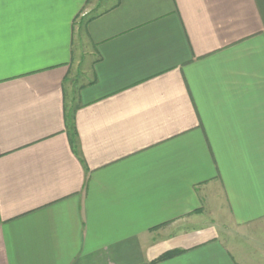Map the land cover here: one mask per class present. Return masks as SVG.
Segmentation results:
<instances>
[{
	"label": "crops",
	"instance_id": "0c3cea01",
	"mask_svg": "<svg viewBox=\"0 0 264 264\" xmlns=\"http://www.w3.org/2000/svg\"><path fill=\"white\" fill-rule=\"evenodd\" d=\"M0 264H264V0H0Z\"/></svg>",
	"mask_w": 264,
	"mask_h": 264
}]
</instances>
